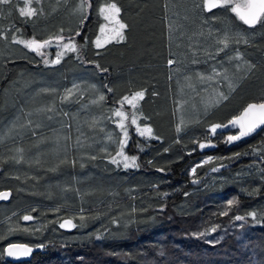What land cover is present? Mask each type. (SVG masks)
Masks as SVG:
<instances>
[{
    "label": "trees",
    "instance_id": "16d2710c",
    "mask_svg": "<svg viewBox=\"0 0 264 264\" xmlns=\"http://www.w3.org/2000/svg\"><path fill=\"white\" fill-rule=\"evenodd\" d=\"M66 2L59 1L50 23L66 17ZM99 2L89 0L91 7L76 27L79 35H63V41L76 37L84 44L80 55L65 56L54 66L26 59L13 42V36L45 41L40 35L49 22L21 16L25 0L0 5V135L9 132L0 137V190L12 193L0 204V264H12L3 256L10 244L43 245L29 261L14 264H264V128L234 144L228 137L236 132L210 131L247 104L264 102V46L249 53L255 66L230 97L178 132L173 82L165 67L164 0H117L119 18L127 25L125 40L103 48L94 46L100 20L93 13ZM231 26L221 16L222 29ZM73 82L91 103L80 128L78 119L85 117L76 110L83 108L74 109L73 141L62 162L55 148L48 153L47 144L37 148L34 143L66 125L64 114L46 127L38 123L46 122L43 110ZM141 84L139 123L150 126L156 138L141 139L129 131L126 152L136 153L138 167L125 169L111 163L115 147L107 152L97 143L99 127ZM50 95L56 100H42ZM63 106L66 112L68 103ZM202 143L209 147L200 150ZM41 151L50 159L38 158ZM5 173H14L18 181ZM21 181L25 190L17 185ZM23 214L33 219L24 221ZM65 219L75 225L70 231L60 227ZM19 225L24 234L16 233Z\"/></svg>",
    "mask_w": 264,
    "mask_h": 264
},
{
    "label": "crops",
    "instance_id": "0c3cea01",
    "mask_svg": "<svg viewBox=\"0 0 264 264\" xmlns=\"http://www.w3.org/2000/svg\"><path fill=\"white\" fill-rule=\"evenodd\" d=\"M68 2V7H70L71 0ZM109 3H115L118 7L117 0H100L97 10L94 13L92 11L93 14L98 15L100 20L99 30L102 26H106V33H101L102 48L110 47L113 43H120L114 40L112 42H105L106 34H110L111 25L103 19L99 9ZM202 5L203 2L200 4L202 11L197 12L198 19H196V24L188 30L179 29L180 31L175 34L174 41L170 39V26L165 23L164 19L167 51L173 55L170 56L168 54L165 67L168 81L173 82L170 88L171 97L177 102V114L179 113L177 128L179 127L180 130L186 127L194 117L207 114L212 108L220 106L223 101L230 97L246 77L250 75L253 68L248 67L252 65V61L249 56L250 50L247 47H219L220 32L227 33L225 31L230 28L227 27L226 30H223L221 27V16L205 12ZM77 12L73 13L76 22L69 26L77 27L80 24L84 13L81 16ZM224 17L229 19V16ZM61 28L64 30L66 27L61 26ZM61 28L59 27V29ZM221 48H224V50L219 51L217 55L218 50ZM177 52H179V55L176 54ZM237 52L240 53L241 60L233 59ZM169 60H173L174 63L169 65ZM177 66L180 70L178 68L176 69ZM252 66H255V64ZM201 76L204 79H201ZM141 86H145V84L138 85V88L127 97L131 99L135 92L143 90ZM74 93L75 91L72 86L68 91L67 97L71 98ZM221 93L227 98L221 99ZM151 95L154 96L155 93ZM123 98H121V104H118L115 111L122 109L127 117L132 116V113L135 112L136 117H140L139 102L136 108H133ZM213 98L215 99V103ZM178 108L180 110L179 112ZM140 127L145 126L142 125Z\"/></svg>",
    "mask_w": 264,
    "mask_h": 264
},
{
    "label": "rangeland",
    "instance_id": "374dc122",
    "mask_svg": "<svg viewBox=\"0 0 264 264\" xmlns=\"http://www.w3.org/2000/svg\"><path fill=\"white\" fill-rule=\"evenodd\" d=\"M59 1L60 0H32L31 7L36 8L38 13H39L36 16L38 18L37 20L44 19V21H47L46 23L48 24L51 17L53 16V14L58 9ZM66 1L68 2L70 0H66ZM67 2L63 6V10L66 9V11H65L66 17L61 16L59 20L57 18H55L57 21L53 20L51 23L49 22L48 26H46L45 28L42 29L43 32H41V33H44V34H41V35L39 34L40 36L44 35L46 37L45 40H49V39L53 38L50 45H48L44 49H41V51L44 53V55H39L36 52H33L36 56H34V55L32 56L29 54V50L26 49L22 44H19L17 46V48L23 52V54H24L23 56L26 59L29 60V59L36 58V59L42 60L43 64H45L44 61L47 60V61H49V63L46 64V66H54L55 64L52 63V61H54L56 59V56L58 53H62L61 60L65 56H68V55H74V56L80 55L81 48L84 47V44H82L80 41H78L76 39V37L74 39L73 38L69 39V37H66L68 39L62 41V43H64V44L69 43V42L75 43V45H76V51L75 52L68 51V50L64 49L62 47L61 43H57V39H56V37H59V36H62L64 38L65 36H63V35H69L70 33L73 34L76 31V29H75L76 27H72L69 25L76 22V19L74 18L73 13H76L77 11H81L80 10L81 0H71V6L66 8L67 4L69 3V2L68 3ZM202 2H203V0H164L165 23L169 24V26H170L169 35H170L171 40H173L175 38V34L180 31L179 29H182V30L187 29L188 30L191 27H193L194 24H196V22H197L196 19H198L197 18V12L202 11V9L200 7V4ZM20 8H22V6ZM96 8H98V5H96ZM83 11L77 12V13H79L82 16ZM62 13H63V11H62ZM61 26L66 27V28L64 30H62ZM59 27L61 29H59ZM40 28H42V26ZM77 33H78V31H76L75 34H77ZM221 34L222 33L220 32V35ZM220 35H219V37L224 35V37H221L220 41L224 40L225 37H227L226 33H223L221 36ZM32 38L33 37L28 38V39H32ZM98 38L101 39V32L99 30V23H97V34H96V38L94 41V46L96 48H98L96 46V41ZM243 38L244 37H242L241 40H244ZM17 39H25V38L19 37ZM168 39H169V36H168ZM177 42H178V40H177ZM227 43H228V47H230L231 46L230 44H232L228 37H227ZM2 45L3 44L0 43V47H3ZM102 46H103V42L101 39V47H99V48H102ZM219 47H224V45L219 43ZM168 54L170 56H173L172 53H170V52H168ZM176 54L179 55V52H177ZM174 56H177V55H174ZM176 64H177V61H176ZM253 64L254 63L252 62V65ZM177 68H178V70H180L178 66L176 67V69ZM63 86L66 87L67 85L64 84ZM73 88L75 91L73 97H71V98L68 97L67 99H65L64 97L68 96V90L62 91V94L60 95V98L57 101V103L54 104L53 106L43 110V114H44V118H45L46 122H41V119L38 118V121L41 122L38 124H44V126L46 127V126L50 125V123H54V121L55 122L58 121L60 115L64 114L65 115L64 123L66 125H64L63 128L59 127V128L50 130L51 131L50 133H48L47 135H44L42 138L39 139V141L34 143L35 146H37V148L40 147L41 145L47 144L45 149H48V151H46L48 153L54 152L53 149L55 148L56 149L55 155L62 162H64L66 160L67 148L71 147V144L73 141V132L75 131L74 130V123L76 124V122H77L76 113L84 115L85 106H87L91 103V100L88 99L87 97H84V98L81 97V96L85 95V92H82V91L79 92V88H77L75 86L74 82H73ZM77 94H79L80 96H78ZM75 95H77V96H75ZM44 97H42V100H47L48 102H52V101L56 100V95H50V96H44ZM36 99H41V97H38ZM86 100H87V103H85ZM47 101H46V103H48ZM26 102H28V100ZM67 103H68V108H67L68 113H67V111L64 112L65 110H64V106H63V105H66ZM214 103H215V99H214ZM77 104L81 107V109L83 108V112H82V110H76V113H75L74 109L77 106ZM176 110H177V108H176ZM18 111H19V109L17 107H14L15 116L17 118H19ZM72 111H74V113ZM179 111L180 110L178 108V112ZM71 112H72V114H70ZM39 113H41V112H38V114L35 116L41 117ZM114 113H115V111H114ZM114 113L108 114L107 124L105 126L99 127V129L102 131V133H101L102 138L97 140V143L101 146V148L104 151H107V152H110V150L113 147H115L116 152H113L115 154L112 156V158L116 157L117 159H119V157H117L116 154L120 151L119 140L123 138V133H122V130L118 127V123L120 121V118L116 117L114 115ZM84 117L85 118L83 120L78 119V124L75 127L80 128L82 121H84V123H87L86 115H84ZM194 118H196V117H194ZM131 119H132V116H128L127 119L124 121L125 126H126L127 131H128V137L126 138V142H125V146H124L123 150H124L125 154L128 156H130V155L126 152V147H127L128 143H130V139H131L129 131H133L141 139L148 140L145 137H141L138 134V132L136 131L138 126L139 127L142 126L139 123L140 117H136V119H137L136 125H133L131 123ZM29 123H30V121H29ZM15 124L16 125H23V124L18 123V122H16ZM37 126H39V125H37ZM111 126H113L114 128H111ZM0 129H1V127H0ZM8 130H10V129H8ZM10 132H11V130H10ZM5 134H9V132H5ZM5 134H3V135H5ZM3 135H0V137ZM202 144H204L205 147H203V148L200 147V150H206L209 147L208 143H202ZM76 145H78L79 148H83L85 150L88 149V147H86L85 144H83V147H82V145L79 141L76 142ZM41 152H39L40 154L38 155V158L42 157L43 160L50 159V157L47 158L48 154H46L44 152L41 153ZM111 152H112V150H111ZM131 156H135L137 158L136 153L131 155ZM112 158L110 160H112ZM208 159L209 158L204 159L202 162H204ZM136 162H137V159H136ZM224 212H226V211H224ZM68 220H70V219H68ZM20 221H22V220H20ZM238 221H240V220H238ZM19 226H20L19 228L21 230L16 231V233H19L25 229L23 225H19ZM21 233L24 234V232H21ZM1 259L2 258L0 256V263L3 261Z\"/></svg>",
    "mask_w": 264,
    "mask_h": 264
},
{
    "label": "snow or ice",
    "instance_id": "6c2138e0",
    "mask_svg": "<svg viewBox=\"0 0 264 264\" xmlns=\"http://www.w3.org/2000/svg\"><path fill=\"white\" fill-rule=\"evenodd\" d=\"M32 0H25L24 7L20 8L19 12L21 16H25L28 18H32L37 16L39 13L36 8L31 7ZM11 3V0H0V5L9 4ZM203 9L206 11H211L214 8H230V11L235 14V16L242 21L245 25H248L249 27H255L257 24H264V0H203ZM91 7V4L89 3V0H82L80 5V10L83 11L86 8ZM100 14L103 16V19L105 21H108L111 25L110 28V34H106L105 36V42H112L113 40L116 42H122L125 40V29L127 25L118 18L121 12V9L117 7L115 3H109L104 7H101L99 9ZM101 33H106V26H102L100 28ZM79 35V33H77ZM57 42L62 44V47L68 51L75 52L76 51V45L75 43L69 42V43H62L63 37L59 36L56 37ZM13 42L22 44L26 49L36 52L39 55H44V53L41 51V49H44L48 45L51 44L50 40H45L43 42L37 41L35 38L32 39H17L16 36H13ZM239 42V41H238ZM218 43H221L224 45V48L228 47L227 43V37H225L224 40L218 41ZM244 43H247L245 40ZM96 46L99 48L101 47V39L98 38L96 41ZM224 48H221L218 50L217 55L219 54V51H223ZM62 53H58L56 56V59L52 61L54 64L60 63ZM233 59L241 60L242 57L239 52L236 53L235 57ZM45 64H48L49 61L45 60ZM174 63L173 60H169L168 64L172 65ZM249 68L253 67L252 65L248 66ZM201 79H204V77H200ZM231 87V86H230ZM111 91V89H109ZM145 97V91H137L135 94L129 99V97L125 96L123 99L128 104H130L133 108H136L137 103L139 101H142ZM65 99L68 97L65 96ZM221 99H226L227 97L221 93L220 94ZM101 101L105 99L103 95L99 98ZM114 115L116 117L120 118V121L118 123V127L122 130L123 138L119 140L120 145V151L116 154L119 159L116 157H113L111 160V163L116 165H122L123 168L129 169V168H135L138 167L136 163V157L135 156H128L124 152V146L126 142V138L128 137V131L125 126L124 121L127 119L126 113L121 109L115 111ZM131 123L133 125L137 124L136 119V113H132V119ZM229 124L238 127L239 128V134L234 136H229L228 141L232 142L235 140L240 139L241 137H245L249 134H251L253 131H255L258 127L264 126V102L260 103H250L247 105V107L243 110V112L233 118L229 121ZM226 126V125H225ZM221 125H214L211 127L210 131L214 134L217 130V128H220ZM136 131L141 137H145L147 139H155L156 137L153 135V129L150 126L145 127H137ZM177 131H180V128H177ZM201 148L205 147L204 144L199 145ZM95 159V157H93ZM207 162V161H206ZM213 171H216L215 168L212 169ZM193 174H195V169L192 170ZM195 182V181H194ZM9 196V193L7 192H0V199H7ZM235 201H230L229 204L234 203ZM226 214V213H225ZM254 219H255V213H250ZM33 217L31 215H24L23 220L24 221H30ZM83 219V217H81ZM236 220H242L244 217L242 216H236ZM61 228L65 227H75V225L72 223L71 220L65 221L64 223L60 224ZM214 231V229H213ZM18 246L12 245L8 249V255L10 257H15L18 255V252L14 249H17ZM24 254H27L31 251V249H24Z\"/></svg>",
    "mask_w": 264,
    "mask_h": 264
},
{
    "label": "flooded vegetation",
    "instance_id": "af4514ba",
    "mask_svg": "<svg viewBox=\"0 0 264 264\" xmlns=\"http://www.w3.org/2000/svg\"><path fill=\"white\" fill-rule=\"evenodd\" d=\"M213 14H218L219 16H229L232 26L229 27L230 29L226 30L225 32H227L226 36L230 39V42L232 43L230 44L231 45L230 47H247L250 50V52H252L254 47H258V45L264 46V25L263 24H257L255 27L246 26L245 24H243L242 21H240L235 16L234 13L230 11L229 8H216L215 10H213ZM222 32L223 31H221V33ZM221 37H224V35H222ZM242 37H244L243 38L244 40H241ZM245 40L247 41V43H244ZM2 175L5 176L6 178H9L10 180L15 179L16 181H18L17 178L11 177L15 175L14 173H5ZM20 183L21 184H17V185L21 186L20 188H23V190H25V187H24L25 182L21 181ZM3 191L10 192V196L6 202H0V204L8 203L12 196V193L10 190H3V189L0 190V192H3ZM17 214L19 213H16V215Z\"/></svg>",
    "mask_w": 264,
    "mask_h": 264
},
{
    "label": "water",
    "instance_id": "95a60500",
    "mask_svg": "<svg viewBox=\"0 0 264 264\" xmlns=\"http://www.w3.org/2000/svg\"><path fill=\"white\" fill-rule=\"evenodd\" d=\"M216 8L212 9L211 11L215 10ZM205 12H211V11H206L204 10ZM244 24V23H243ZM248 26V25H246ZM40 42H43V41H40ZM251 103H255V102H251ZM250 104V103H249ZM248 105V104H247ZM247 105L244 107V109L247 107ZM243 109V110H244ZM243 110L237 115L239 116ZM236 116V117H237ZM235 118V117H234ZM233 119V118H232ZM231 119V120H232ZM230 121V120H229ZM229 121L227 123H225L224 125H222L220 128H217L216 132L217 133H222V134H228L230 132H236L234 135H238L239 134V128L238 127H234L232 125L229 124ZM226 125V126H225ZM264 128V126H260L258 127L255 131H253L251 134L245 136V137H241L240 139L238 140H235V141H232V142H229L230 144H234V143H237L239 141H242V140H245L249 137H252L254 135H256L257 133H259L262 129ZM213 134V133H211ZM234 135H230V136H234ZM3 192H7L9 193V196H10V192L8 191H3ZM9 196L7 199H0V202H6L8 199H9ZM65 221H68V219L64 220L62 223H64ZM72 228V227H71ZM71 228L69 227H65L63 228L65 231H70ZM12 245H15V246H18L17 249H14L15 251L18 252V255L15 256V257H10L8 255V249L10 246ZM24 249H31L30 252H28L27 254H24ZM43 250V247L39 246V247H30V246H27V245H24V244H10V245H7L5 248H4V252H3V255H4V259L6 262H9V263H22V262H27L31 259V256L34 254V253H38V252H41Z\"/></svg>",
    "mask_w": 264,
    "mask_h": 264
},
{
    "label": "bare ground",
    "instance_id": "6f19581e",
    "mask_svg": "<svg viewBox=\"0 0 264 264\" xmlns=\"http://www.w3.org/2000/svg\"><path fill=\"white\" fill-rule=\"evenodd\" d=\"M25 245V244H24ZM41 246H43V245H41ZM5 260V259H4Z\"/></svg>",
    "mask_w": 264,
    "mask_h": 264
}]
</instances>
